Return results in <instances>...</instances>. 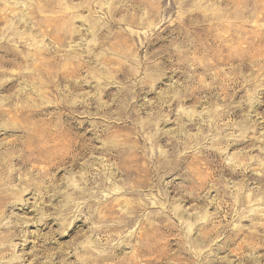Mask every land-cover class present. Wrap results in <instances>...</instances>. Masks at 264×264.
<instances>
[{"label": "rangeland", "instance_id": "obj_1", "mask_svg": "<svg viewBox=\"0 0 264 264\" xmlns=\"http://www.w3.org/2000/svg\"><path fill=\"white\" fill-rule=\"evenodd\" d=\"M0 264H264V0H0Z\"/></svg>", "mask_w": 264, "mask_h": 264}]
</instances>
